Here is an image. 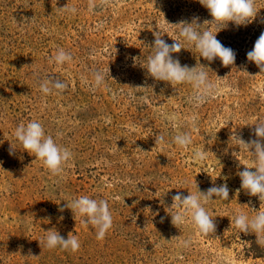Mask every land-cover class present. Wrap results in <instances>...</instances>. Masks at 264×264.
Instances as JSON below:
<instances>
[{"label": "rangeland", "instance_id": "rangeland-1", "mask_svg": "<svg viewBox=\"0 0 264 264\" xmlns=\"http://www.w3.org/2000/svg\"><path fill=\"white\" fill-rule=\"evenodd\" d=\"M95 3L0 0V264H264L256 235L239 232L232 219L237 211L255 216L264 202L241 188L238 173L255 161L231 138L236 130L246 142L255 139L247 124L264 118V74L246 55L264 32V0H256V20L239 27L212 21L199 0ZM66 5L77 12H64ZM193 18L201 31L226 25L216 38L235 51L234 65L207 61L179 36L173 24ZM156 32L169 44L178 39L183 48L172 55L181 65L208 73L218 86L214 98L197 106L192 84L148 73ZM61 48L73 60L58 65L52 57ZM95 70L105 73L100 87L92 85ZM49 75L68 88L44 94L39 83ZM33 120L73 153L61 175L15 137ZM185 132L193 137L187 148L155 143L159 134L171 141ZM203 150L206 159L195 160ZM196 183L200 191L230 189L227 201L214 195L204 205L217 226L209 236L190 217L179 227L171 222L172 197L195 192ZM80 196L108 201L113 225L104 239L66 207ZM52 230L75 235L79 250L47 248Z\"/></svg>", "mask_w": 264, "mask_h": 264}, {"label": "clouds", "instance_id": "clouds-1", "mask_svg": "<svg viewBox=\"0 0 264 264\" xmlns=\"http://www.w3.org/2000/svg\"><path fill=\"white\" fill-rule=\"evenodd\" d=\"M100 2L106 4L108 0H100ZM199 3L209 10L213 18L212 21L226 22V25L228 22H233L237 27L247 26L256 20L259 11L256 7V0H199ZM95 7V0H89V8L93 9ZM61 9L72 14L77 12L75 6L69 8L66 5ZM197 20L198 18H193L190 23L182 21L173 25L181 26L179 36L184 37L190 43H194L200 56L207 61L212 62L219 58L225 67L234 65L235 51L224 46L216 38L217 32L226 25L218 23L217 28L219 30L215 33L210 30L201 31V25ZM260 22L264 23V17L260 19ZM154 35L155 39L152 46L154 54L147 58V67H145L148 73L155 80L166 81L171 85L179 83L192 84L194 88L192 100L197 106L206 103L210 98H214L218 86L209 78L208 73L203 68L198 70L196 67L181 65L179 59L172 55L173 53H179L183 48L178 39H173L174 42L169 44L161 38L159 32L154 33ZM246 55L247 60L254 62L260 73L264 74V32L260 34L254 43V47ZM52 59L56 64L63 65L72 61L73 56L61 48ZM92 75L93 87H100L105 83V73L101 70H95ZM39 87L44 94H51L53 90L65 91L68 84L56 76L49 75L47 78L40 80ZM247 125H254L255 139L246 142L236 130H233L231 138L240 150L242 149L251 154L255 166H245L238 175L241 180V188L248 195L256 196L261 202H264V118H257L255 122ZM14 135L21 142L23 149L34 154L35 158L41 159L53 175H61L64 166L73 157V153L68 148L58 144L51 135H46L44 126L39 121L33 120L26 125L20 124L15 129ZM155 143L161 145L174 143L187 148L193 143V137L191 132H185L176 135L171 141H167L164 135L159 134L155 137ZM14 149L15 147L11 146L10 155L14 154ZM206 152V150L196 151L194 159L198 161L205 160ZM195 187L197 190L189 192L186 196L181 192H177L172 197L174 203L171 207L174 206L176 211H169L171 222L179 227L190 217L191 223L198 232L204 236H209L215 233L217 226L213 215L206 210L204 205L212 201L214 195L223 201H227L230 189L227 183L213 184L206 191H200L197 183ZM66 207L70 208L73 213L87 217L82 223L85 226L91 224L98 229L97 239H104L107 231L113 225L109 203L105 199L97 201L89 196H80L73 199L70 204H66ZM232 219L235 228L239 232L254 233L257 238L256 243L264 247V211L258 212L251 218L247 214L237 211ZM44 243L49 249L60 247L63 250L75 252L80 248V242L75 235H68L67 238H64L56 230L47 231ZM190 243L191 241L187 240L184 242V246L188 247Z\"/></svg>", "mask_w": 264, "mask_h": 264}]
</instances>
